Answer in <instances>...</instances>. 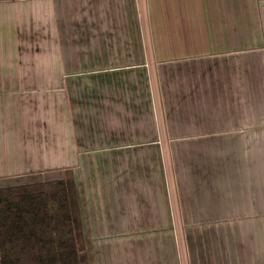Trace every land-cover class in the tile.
<instances>
[{
  "label": "crops",
  "instance_id": "obj_1",
  "mask_svg": "<svg viewBox=\"0 0 264 264\" xmlns=\"http://www.w3.org/2000/svg\"><path fill=\"white\" fill-rule=\"evenodd\" d=\"M64 176L80 264H264V0H0V187Z\"/></svg>",
  "mask_w": 264,
  "mask_h": 264
},
{
  "label": "trees",
  "instance_id": "obj_2",
  "mask_svg": "<svg viewBox=\"0 0 264 264\" xmlns=\"http://www.w3.org/2000/svg\"><path fill=\"white\" fill-rule=\"evenodd\" d=\"M83 246L70 176L0 187V264H80Z\"/></svg>",
  "mask_w": 264,
  "mask_h": 264
},
{
  "label": "rangeland",
  "instance_id": "obj_3",
  "mask_svg": "<svg viewBox=\"0 0 264 264\" xmlns=\"http://www.w3.org/2000/svg\"><path fill=\"white\" fill-rule=\"evenodd\" d=\"M157 107L159 108V105H157ZM158 111L159 110L156 108L155 121H156L157 125H159L162 128V126L165 124V117H163L162 114H160ZM165 149L168 152L167 153L168 158L166 159V165H167V168H168V171H169V174H170L169 175V179H170V182L173 183V180L171 178L172 160L170 159V156H171L170 148H165ZM170 166H171V168H170ZM27 180H31V179H27ZM25 181H26V179H25ZM172 185H173V188H174V184H171V186L169 187L170 190L172 188Z\"/></svg>",
  "mask_w": 264,
  "mask_h": 264
}]
</instances>
